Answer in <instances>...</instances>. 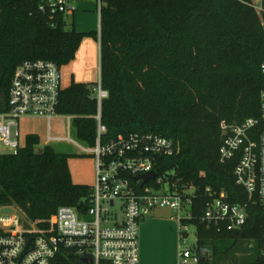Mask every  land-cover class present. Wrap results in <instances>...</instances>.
Instances as JSON below:
<instances>
[{
  "label": "trees",
  "instance_id": "trees-1",
  "mask_svg": "<svg viewBox=\"0 0 264 264\" xmlns=\"http://www.w3.org/2000/svg\"><path fill=\"white\" fill-rule=\"evenodd\" d=\"M39 3L0 0V114L9 111L19 66L46 60L61 68L76 58L86 36H97L66 30V17L43 16ZM252 3L107 0L101 12L100 81L108 94L101 106L102 143L119 135L163 136L178 153L162 158L159 171L173 170L182 184L195 186L197 205L207 201L208 189L224 192L232 204H248L249 218L238 231L208 230L195 221L199 264H264V203L250 201L237 184L235 160H220L221 122L261 118L264 12L261 17ZM95 85L73 83L56 109L58 116L73 117L78 140L91 148L99 112ZM40 144L30 134L16 154H0V207H18L32 221L49 219L63 206L86 214L92 187L73 182L69 155L51 146L37 153ZM58 264L93 263L66 252Z\"/></svg>",
  "mask_w": 264,
  "mask_h": 264
},
{
  "label": "built area",
  "instance_id": "built-area-1",
  "mask_svg": "<svg viewBox=\"0 0 264 264\" xmlns=\"http://www.w3.org/2000/svg\"><path fill=\"white\" fill-rule=\"evenodd\" d=\"M106 1L95 0L99 17ZM252 6L262 17V0H253ZM39 11L43 16L66 17L74 15L77 7L72 0H40ZM62 90L61 68L56 63L38 60L19 66L11 81L9 111L0 114V150L16 154L22 149L21 119H45L47 144L77 145L81 154L95 158L97 179L90 205L84 215L76 208L63 206L49 219L37 221L30 220L18 207H0V264H58L66 252L93 264H140V224L156 209H169L178 221V264H199L195 221L217 232L238 231L247 223L248 204H232L224 192L215 195L208 189L207 201L197 205L199 190L195 186L182 184L173 170L159 171L162 158L178 153L173 141L146 133L119 135L102 143L107 127L102 123L101 106L108 94L101 81L92 88V98L99 107L96 146L74 142L70 136L73 117L58 116L56 112ZM57 117H67V136L52 135ZM220 128L221 162L235 160L237 184L247 191L250 201L264 203V93L260 119H247L238 125L223 121ZM150 172L156 176L145 185L142 180L134 181ZM6 208L11 212H4Z\"/></svg>",
  "mask_w": 264,
  "mask_h": 264
},
{
  "label": "crops",
  "instance_id": "crops-1",
  "mask_svg": "<svg viewBox=\"0 0 264 264\" xmlns=\"http://www.w3.org/2000/svg\"><path fill=\"white\" fill-rule=\"evenodd\" d=\"M72 1L77 7V12L72 16H66V30L74 28L78 33H97V36H86L76 58L68 65L61 67V84L62 80L66 87H70L73 83L96 84L101 78L100 17L97 13L96 2L95 0ZM33 134L41 139L39 133ZM44 145L52 147V144H47V140ZM81 157L87 156L81 154ZM70 171L72 175V168ZM72 179L78 185H90L91 187L93 183L75 177ZM179 244L178 221L173 218V213L169 209H156L141 222L139 229L140 264H178Z\"/></svg>",
  "mask_w": 264,
  "mask_h": 264
},
{
  "label": "rangeland",
  "instance_id": "rangeland-1",
  "mask_svg": "<svg viewBox=\"0 0 264 264\" xmlns=\"http://www.w3.org/2000/svg\"><path fill=\"white\" fill-rule=\"evenodd\" d=\"M97 6V5H96ZM98 13V12H97ZM66 84L64 80H62V89H66ZM54 130L52 132L53 136H67L68 131V119L67 117H57L53 121ZM33 133H39L41 135V144L36 147V152L40 153L45 145V141L48 137V126L47 121L43 118H23L20 120V143L21 148L25 147L26 137ZM70 136L79 145L84 146L76 135V130L72 125L71 121V129ZM52 148L57 153H64L70 156L69 165L72 168V177L80 178L81 180L91 181L93 182L91 187H94L96 184V160L92 156L81 157L80 149L77 145H67L65 143H53ZM0 154H7L6 150H0ZM83 185V184H82ZM90 186V185H89ZM119 204V203H118ZM193 238H195V230L191 232ZM193 238L190 239L191 243H193ZM241 253L238 254V257H241Z\"/></svg>",
  "mask_w": 264,
  "mask_h": 264
},
{
  "label": "water",
  "instance_id": "water-1",
  "mask_svg": "<svg viewBox=\"0 0 264 264\" xmlns=\"http://www.w3.org/2000/svg\"><path fill=\"white\" fill-rule=\"evenodd\" d=\"M83 155L84 154H82V156ZM155 176H156L155 172H150V173H147L145 175L135 177L134 181L142 180L143 181L142 185H145L148 181L153 180L155 178ZM4 212L10 213L11 212V208L4 209ZM25 254H26V252H24L23 255H25Z\"/></svg>",
  "mask_w": 264,
  "mask_h": 264
}]
</instances>
